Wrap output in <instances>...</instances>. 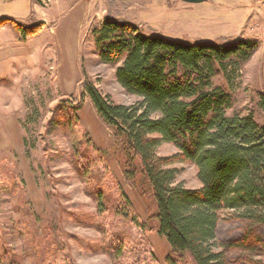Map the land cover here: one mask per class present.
<instances>
[{"label": "rangeland", "instance_id": "1", "mask_svg": "<svg viewBox=\"0 0 264 264\" xmlns=\"http://www.w3.org/2000/svg\"><path fill=\"white\" fill-rule=\"evenodd\" d=\"M96 2L73 30L65 28L68 17L53 15L49 0H0V264L172 262L155 228L157 206L140 159L84 93L89 82L115 103L138 100L118 83V65L99 57L94 30L105 17L175 40L255 39L258 48L236 82L221 74L214 85L232 94L230 114L251 112L264 122V0ZM157 154L181 169L185 187L200 188L196 167L173 144L162 143ZM123 193L145 231L125 217ZM228 218L218 238L233 243L229 264H241L245 250L236 245L246 243L249 227ZM256 233L264 239L263 230ZM262 253L252 261L264 264Z\"/></svg>", "mask_w": 264, "mask_h": 264}, {"label": "trees", "instance_id": "2", "mask_svg": "<svg viewBox=\"0 0 264 264\" xmlns=\"http://www.w3.org/2000/svg\"><path fill=\"white\" fill-rule=\"evenodd\" d=\"M102 62L118 65L120 86L138 98L115 103L94 84L85 83L97 113L142 165L157 212L156 230L167 239L170 264H229L233 243L218 238L224 219L248 224L241 264L263 254L264 239V122L253 113L230 114L233 96L214 78L236 82L258 43L237 38L225 43L189 42L147 34L130 21L107 16L94 30ZM264 110V93H259ZM173 144L184 161L197 169L199 189L185 187L174 167L157 150ZM100 204L106 199L101 194ZM126 218L145 231L125 193ZM247 254H249L247 256ZM247 258V259H246ZM251 261H247V260Z\"/></svg>", "mask_w": 264, "mask_h": 264}, {"label": "crops", "instance_id": "3", "mask_svg": "<svg viewBox=\"0 0 264 264\" xmlns=\"http://www.w3.org/2000/svg\"><path fill=\"white\" fill-rule=\"evenodd\" d=\"M54 8L53 15H62L68 17L64 22L66 29H75L81 15L86 12L93 13L97 9L96 0H49Z\"/></svg>", "mask_w": 264, "mask_h": 264}, {"label": "water", "instance_id": "4", "mask_svg": "<svg viewBox=\"0 0 264 264\" xmlns=\"http://www.w3.org/2000/svg\"><path fill=\"white\" fill-rule=\"evenodd\" d=\"M183 1L188 2V3H202L208 0H183Z\"/></svg>", "mask_w": 264, "mask_h": 264}]
</instances>
